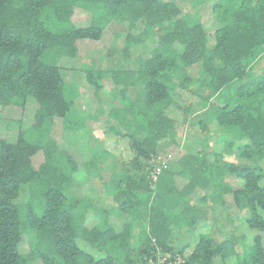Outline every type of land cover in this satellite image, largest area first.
Returning <instances> with one entry per match:
<instances>
[{"label": "trees", "instance_id": "obj_1", "mask_svg": "<svg viewBox=\"0 0 264 264\" xmlns=\"http://www.w3.org/2000/svg\"><path fill=\"white\" fill-rule=\"evenodd\" d=\"M182 1L0 0V107L24 108L29 98L38 104L34 122L19 129L15 142L6 136L11 128L0 132V264H264V71L237 88L235 104L220 105L213 128L208 120L199 121L208 129L198 140L201 148L186 151L175 163L160 151L161 142L176 138L169 111L179 104L172 92L198 86L193 93L202 97L198 109L203 111L264 58V0H206L212 17L204 19L200 10L194 21L187 17L198 0H189L188 11ZM79 9L85 21L75 19ZM112 24L127 29L114 32L104 47L114 48L124 33L125 56L137 62L136 70L109 69L101 63L102 53L81 65L86 56L80 43L101 41ZM157 33L145 57L131 53ZM66 59L72 65L61 64ZM71 71L109 107L81 117L79 90H67V81L76 80ZM181 71L184 77L176 82ZM119 87L121 96L113 93ZM103 115L132 130L135 152L106 176L86 165L107 156V149L80 163L52 135L57 118L64 131L78 133ZM114 125L108 132L119 135ZM214 133L224 138L213 146ZM97 140L102 139L86 145ZM38 154L43 161L36 166ZM226 156L255 164L223 160ZM94 177L104 179L106 197L99 205L91 187L79 198L68 194L78 181ZM24 190L27 200L18 202ZM244 210L242 233L235 225L221 241L211 236L212 222L238 220ZM205 224L206 231L198 229Z\"/></svg>", "mask_w": 264, "mask_h": 264}, {"label": "rangeland", "instance_id": "obj_2", "mask_svg": "<svg viewBox=\"0 0 264 264\" xmlns=\"http://www.w3.org/2000/svg\"><path fill=\"white\" fill-rule=\"evenodd\" d=\"M206 0H198L194 4L193 11L188 15L187 18H189L190 21H194L196 18L200 17V10L202 11V14L204 15V19H208L212 17L211 8L210 5L207 3ZM209 2V1H208ZM180 5L183 7L184 11H188L191 7L189 0H184L180 3ZM81 15H75V19L84 20L83 15H86L85 12H83L81 9L77 10ZM209 25V24H208ZM208 30H214L213 27L208 26ZM127 28L122 25L112 24L108 29L106 30L104 37L99 42L94 41H82L80 43V49L82 52H84V59L81 60V65L83 66L85 63L92 62L91 59L88 57H97L99 58L101 53L104 55V57L101 59V63L103 66L109 68V69H115V70H136L138 68V64L135 60H133V57H130L129 55L125 56L124 47H125V36L124 33H122L116 41V46L112 48L111 50L106 49L104 46H110V43L113 39V33L118 31V33L125 32ZM139 30H135L134 33H136ZM158 33L151 36L149 39H147L144 43L140 44L139 46L135 47V50H133L131 53L135 54H142L144 57L153 49V46L158 40ZM106 49V50H105ZM108 60V62H107ZM71 64L72 60L66 59L61 62V64ZM84 63V64H82ZM75 66L79 65V60H76V63H74ZM264 71V58L259 59L256 61L250 68L247 73V75L244 78L237 79L233 82L231 89H223L221 92H219L217 95L214 96V98L209 101L204 108V102L201 109L203 111H200V103L202 97L195 95L193 92L198 89V86L192 87L191 90H184L181 88H178L177 91L172 92L175 100L178 102L179 106L171 108L169 111V117L174 119L175 121V128H174V134L176 138L174 140L167 139L160 145V151L162 155H167L168 161H171L175 163L177 159H179L182 155L186 153V151L189 150H196L201 148V144L198 142L199 139L202 138V136H205L207 133L206 131L208 129H201L198 126L199 121H209V128L212 127V124H214V118L216 117L217 110L219 109L220 105L222 106L223 103H229V104H235L237 101V93L236 90L239 86L249 83L256 79L258 76H260ZM76 73V74H75ZM76 75V80L72 79L71 81H67L68 86L67 90L73 91L76 93V91L79 90L78 97V103H81L82 108V115L81 117L85 118H91L96 116L97 114H100V110L94 111L98 109L99 107H105L108 108V103H99L97 98L94 95L93 88L88 85L87 82H85L84 78L82 79L81 74H78V71H71V75ZM180 77V79H179ZM184 77V72L181 71L180 76H178L177 79H175L176 82H180V80ZM110 86V85H109ZM107 89H110L107 88ZM116 91H119V94L117 93V96H121V88L115 89L113 93L115 94ZM135 92V89L131 92L133 95ZM103 95V93H102ZM206 95H210V91H207L205 93ZM116 104V103H115ZM191 105V106H190ZM189 107H193L192 109ZM0 132L2 129L5 128H11L6 131V136L9 139V141L15 142L18 138L19 129H24L30 126L34 122V115L38 109L37 102L29 98L26 102V105L24 108H21L19 106H8L6 108L0 107ZM199 108V109H198ZM199 110V111H198ZM195 111V113H193ZM97 114H95V113ZM17 119H20L22 121V127H17L18 124ZM98 121H88L87 122V129L80 131L78 133H72V132H66L62 129L61 126V119H55L54 125H53V132L52 135L56 138V140L59 142L60 145H64L65 148H67L73 155L77 157V160L80 163H84L89 155H91L94 151H100L103 149L108 150V155L101 157L97 161H92L87 163V168L91 169L94 173H101V176L103 174L108 175L105 171L112 166L114 167V164L118 162H128L134 155L135 152L131 149V138L129 135H132V130L127 129L124 125H118L116 123V129L120 131L119 135H114L115 132H108L110 120L106 118L104 115L100 116L98 118ZM114 125V127H115ZM7 126V127H6ZM213 128V127H212ZM124 133H127L128 136H124ZM126 135V134H125ZM231 137H236L235 134H232ZM93 138H99L102 140H97L96 142H90L86 145L87 140H91ZM224 136L221 134H212L209 138V143L211 145H218V142L223 139ZM217 143V144H216ZM221 143V142H220ZM86 146H85V145ZM84 145V146H83ZM83 146V150L82 147ZM220 146V144H219ZM170 154V155H169ZM161 155V156H162ZM42 154H38L34 157V163L36 166H38L42 161ZM163 158V159H167ZM223 160L228 161H238V158H234L233 156H226ZM97 163V164H96ZM99 163V164H98ZM240 164L243 165H253L255 164L254 160H239ZM175 165V164H174ZM175 170V167H172ZM105 172V173H104ZM104 177V176H103ZM228 180H232L231 177L227 178ZM104 179L94 177L92 179L85 178L84 181H78L75 188L70 190L68 194L73 195L75 197H82L86 194H88V189L90 187L92 188V193H95L93 197L96 198V205H99L100 200L105 199V193L104 189L101 186V183ZM179 180V184L182 186L185 183V180ZM234 180V179H233ZM236 184H239L236 182ZM28 197V191L24 190L20 198L18 199V202L24 203L27 200ZM102 202V201H101ZM248 216V212L245 210L242 211L241 215L239 216L238 220H233L230 222H227V220L222 221L219 219V221L212 222L214 229L211 233V236L218 239L219 241L225 239V237H229L233 230L229 229L231 226L237 225L238 228V234L242 233L244 230L243 228L246 225V218ZM89 223H94L96 219L90 215L89 217ZM133 220L138 222L139 220L135 217H133ZM229 223V224H228ZM228 224V225H227ZM231 224V225H230ZM198 229L201 231H206L208 229V226L202 225ZM199 230V231H200ZM138 234V229L134 230V235ZM135 237V236H134ZM136 238V237H135ZM184 243V240H180L179 247H181ZM22 250L27 252L28 250V238L24 237V241L22 243ZM190 252V250H188ZM179 256L178 260H182ZM231 262V261H230Z\"/></svg>", "mask_w": 264, "mask_h": 264}, {"label": "built area", "instance_id": "obj_3", "mask_svg": "<svg viewBox=\"0 0 264 264\" xmlns=\"http://www.w3.org/2000/svg\"><path fill=\"white\" fill-rule=\"evenodd\" d=\"M159 172H160V168H159V167H156V168H155V172H154V174H153V178H154V179L157 178V175L159 174Z\"/></svg>", "mask_w": 264, "mask_h": 264}]
</instances>
